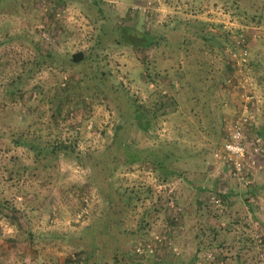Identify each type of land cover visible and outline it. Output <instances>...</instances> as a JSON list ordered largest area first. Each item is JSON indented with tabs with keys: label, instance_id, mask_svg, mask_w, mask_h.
Masks as SVG:
<instances>
[{
	"label": "rangeland",
	"instance_id": "rangeland-1",
	"mask_svg": "<svg viewBox=\"0 0 264 264\" xmlns=\"http://www.w3.org/2000/svg\"><path fill=\"white\" fill-rule=\"evenodd\" d=\"M95 1L98 3L0 0V205H13L17 210H0V264L24 263L26 259L35 264L62 263L76 250L65 240L80 241V236L100 223L104 193L110 191L111 184L112 188L120 186V191L125 186L150 184L183 206V227L170 230L168 236L178 253L162 248L161 255H151L152 259L166 264H209L206 256L210 252L215 257L211 264H264V245L254 238L257 231L264 239V176L257 177L254 186L244 188L227 177L222 180L223 169L218 165L204 163L211 159L220 139L221 111L226 117L235 105L233 96L219 87L223 48L230 45L233 33L222 31L225 35L209 37L215 56L203 59L201 73L194 72L188 55L179 62L188 70L179 84L173 74L177 54L166 50L167 59H159L161 48L133 47L124 42L118 27L126 21L137 31L154 34L164 26L191 20L197 28L202 22H233L246 30L252 25L240 24L238 17L231 19L228 13H234L228 0H146L151 13L144 17L131 15L134 0ZM238 1L248 8H261L264 3ZM103 20L106 26L101 29L99 22ZM257 28L264 34V25ZM161 32L177 39L178 32ZM98 46L100 53L96 55ZM263 46L252 40L256 59L264 56ZM79 50L84 59L75 63L71 55ZM145 72L151 73L170 96L163 105L150 108L153 126L147 131L136 126L132 113L123 115L125 103L132 104L130 99L146 105L156 98L151 92L156 85L147 82ZM171 85L175 88L168 90ZM117 124L121 127L116 128ZM26 131L43 140L73 142L74 150L61 152L67 155L54 161V169L43 170L47 158L12 142L13 136ZM115 133L134 148L157 151V158L164 162L160 172L167 176L166 181L135 164L119 168L113 176L106 175L110 183L100 191L97 184L102 174L98 173V178L94 170L99 169ZM56 169L59 173L51 175ZM116 174L127 179L115 181ZM18 188L28 192L22 194ZM222 188L220 204L211 203L208 192ZM86 198L88 217L81 223L73 222ZM140 209L123 214L125 226H137ZM118 216L114 213L110 217ZM163 216L159 214L151 233H160L172 224ZM104 257L103 263L114 264L111 253Z\"/></svg>",
	"mask_w": 264,
	"mask_h": 264
},
{
	"label": "trees",
	"instance_id": "trees-1",
	"mask_svg": "<svg viewBox=\"0 0 264 264\" xmlns=\"http://www.w3.org/2000/svg\"><path fill=\"white\" fill-rule=\"evenodd\" d=\"M88 1L92 3H98L95 0ZM228 1V8L230 7L231 9H233L232 12L234 14L228 13L227 10L225 12L229 14L231 19L238 17L240 24L244 26H249L250 24L252 25V28L250 27L247 30L234 29L236 34H240L241 32L245 31V34L251 36L254 33V28L264 25V3L262 4L263 7L261 6V8L258 6H256L255 8H248L246 6H241L240 4H238V0H233L234 2H231L230 0ZM135 2L136 1L134 0L133 3L130 4V12L132 16L134 14L140 13L144 17V15L147 16L151 13L149 9L150 7H148V9H146L144 12L141 9L133 10L132 8L134 4H139L141 5V7L142 5L145 6L146 0L142 3ZM127 18H129V16H127ZM192 21L193 20L184 22L183 24L173 23L169 26H164V28H161V30L155 32L154 34H151L147 31L141 32L139 29L137 31V28L132 27V25H129V23L126 21H124L118 27L120 29L119 31H122L120 33L121 38L125 43L133 47L147 48L150 46H154L157 48H161V51L158 54L159 59L160 57L167 59L168 53H165L166 50L169 53L171 52L172 54H177L174 62L176 68L173 74L174 76L178 77V83L181 84L182 79L186 78V72L188 70L181 67V65H179V62H183L185 58L189 56V63L190 61H192L194 65V72L201 73L203 59H206L207 55L215 56V54L213 53V45L211 44L212 40L209 37L212 34L225 35L224 33H229L228 30H223L221 25H213L209 22H202V27L197 28L193 26ZM105 26L106 25L104 24V20L99 22V27L101 29H104ZM210 26L215 28V31H213V28L210 29ZM207 28H209V30H207ZM162 29L164 32H178V34L176 35L177 39L174 40L172 37H168L166 33L161 32ZM222 31H224V33ZM255 40L257 45H264V34L256 37ZM248 43H250L247 49L249 56L247 59L245 70L256 85L258 92L262 97V104L255 113V125L253 126L252 132L258 134L261 137L263 142L262 144L264 145V56H260V59H256V55H253V50L251 47L252 41ZM229 44L233 45L234 41L232 39H229ZM221 48L222 47H220V49ZM99 53L100 46H98L95 51L96 55H98ZM83 59L84 53L81 50L71 55V60L75 63H79ZM222 61L224 63V68L221 75V84L219 85L221 90L223 88L225 73L229 70L230 65L226 60L225 54H223ZM210 63H212V61ZM150 74L148 72H145L143 76L146 78L147 82L154 81L156 88L151 90V92L156 95V98L151 103H147L146 105H144L143 103L135 104L130 99L129 102L132 104L125 103L126 112L123 113V115H126V113H132L134 120H136V126L143 129L144 131L150 130V128L153 126V124H151L152 120L149 117V111L151 110L150 108H153L154 106L160 104L163 105L164 100H166L167 98L169 99L170 97L167 94L169 92L162 90V87L159 85L158 80L152 74ZM194 79H197L196 76L194 77ZM190 82L192 81H189V84ZM173 85L175 84L173 83ZM173 85L167 87V89L172 90L173 87L175 88V86ZM196 85H198V82L196 83ZM224 117V112L221 111L219 116V121L221 124V134L220 139L215 144V146L221 143L222 140V127L224 123ZM119 127H121V124H117L116 128ZM12 142L17 146H23L28 151H31L33 154H35L37 157H41L42 159L47 158V162L42 165V169H47L48 171L54 169V161L58 160L61 155H67L60 154L61 152L65 150H74L73 142H66L62 139L53 141H50L48 139L43 140L38 138L37 136L32 135V133L28 131H26L24 134L22 133L21 135L13 136ZM134 147L135 146H132L131 143L120 140L117 136V133L114 134L111 142L107 145V149L104 150V158H102L101 165L98 166L99 169L94 170L97 177L98 173L102 174L100 176L101 180L97 184L100 191L101 188L104 187L106 182L107 185L110 183V181L106 179V175L113 176L119 168L125 167L124 169H129V167L131 168L135 164L137 168L138 166H141L143 168L146 167V170L150 171L151 174L158 175V179H160L159 177H161V181H166L167 176L162 175V172H160V169H163L164 167V162L162 158L159 159L160 157L157 155L159 153L153 148L138 149ZM106 153H108L107 157ZM163 154L166 153L164 152ZM204 163L206 165V160L204 161ZM35 168L37 169L38 167ZM58 173L59 170L56 169L53 173H51V175ZM123 177L125 176L116 174L115 181L127 179V176L124 179ZM53 179H55V177ZM101 182L102 184H100ZM112 187L113 184L110 185V191H106L104 193L105 211L103 213L102 219H100V223L97 226H92L87 230V233L80 236V241L66 239L65 243L73 247L72 249L76 250H73L74 252H69L67 258L59 264H105L102 262V260L105 259L104 255L107 252L109 254H112L111 259L114 261V264H147L148 262H150V264H166L164 263V261H156L152 259V254H147L142 257H135L132 254L131 249L133 243L136 240L147 239L150 237L153 226L159 219L160 213L164 214L162 219L170 220V215L167 212V202L169 200H173L177 205L181 206L179 201L175 200V198L165 190L158 191L150 184L125 186L123 188V191H120V186L118 188ZM211 191L213 193H216L215 190H210L209 192ZM18 192L26 194L28 190L18 188ZM82 204H87V198L86 201L82 200ZM139 206H141V209L137 212V226L135 228L131 226H125V219L121 220L123 214L135 212ZM3 207V204H1L0 210H2ZM4 208L11 212L17 211L13 205H6V207ZM150 211H153V213H150ZM114 213L119 215L118 218L112 219L110 217ZM147 214L151 215V217H147ZM182 215L183 208L181 216ZM34 237L36 240L39 239L38 235H34L33 238ZM64 239H61V241H64ZM31 242L34 243L32 239ZM151 260H153V262Z\"/></svg>",
	"mask_w": 264,
	"mask_h": 264
},
{
	"label": "built area",
	"instance_id": "built-area-1",
	"mask_svg": "<svg viewBox=\"0 0 264 264\" xmlns=\"http://www.w3.org/2000/svg\"><path fill=\"white\" fill-rule=\"evenodd\" d=\"M148 7L147 5L141 7L138 4L132 6L133 10L141 9L143 12ZM221 23L219 25L223 30L233 33L231 39L234 44L228 45L224 49L226 60L230 65L229 70L225 73L223 88L233 96L235 105L233 112L224 118L221 143L214 147L211 159L206 160V165L211 167L214 164L221 167L224 175L222 180L227 177L244 188H250L255 185L257 177L264 176V145L261 137L252 132L255 125V113L261 106L262 97L245 69L249 56L247 49L250 43L248 42L261 36V32L256 27L251 36L245 34V31L236 34L234 29L246 30V27L233 25V22ZM221 193H224L223 188L218 189L216 193L209 192V201L219 205ZM166 205L172 224L169 227L166 226L160 233H151L147 239L136 240L131 249L135 257H142L147 254L161 255L160 250L162 248L178 253L177 248H173L169 242L168 236L171 233L170 230L178 231L183 227L182 207L173 200H169ZM88 215L89 210L86 205H82L75 212L73 222L81 223ZM254 238L259 245H264L261 233L255 231ZM206 259L209 264L215 261L214 255L210 252ZM6 264H35V262L26 259L24 263L9 261Z\"/></svg>",
	"mask_w": 264,
	"mask_h": 264
}]
</instances>
